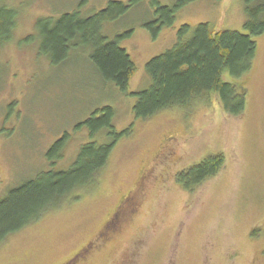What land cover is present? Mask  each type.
Returning <instances> with one entry per match:
<instances>
[{"label": "rangeland", "instance_id": "rangeland-1", "mask_svg": "<svg viewBox=\"0 0 264 264\" xmlns=\"http://www.w3.org/2000/svg\"><path fill=\"white\" fill-rule=\"evenodd\" d=\"M110 1L130 0H0L19 16L13 38L0 49V197L49 169L45 155L65 134L71 140L56 168L67 169L91 140L75 127L96 109L114 110L117 132L132 127L117 142L97 186L13 234L0 245V264H264V33L253 37L251 70L237 79L223 76L246 88L240 116L223 113L213 94L187 109L138 120L133 94L151 83L146 64L177 43L183 25L247 34L245 3L193 2L156 39L142 27L152 0L106 24L110 39L134 31L120 44L137 68L122 92L98 77L86 53L52 66L35 26L40 17L59 18L83 4L87 17ZM175 1L159 0L167 6ZM110 138L103 134L94 141ZM216 154L224 155L225 164L215 177L193 191L176 182L180 171Z\"/></svg>", "mask_w": 264, "mask_h": 264}, {"label": "trees", "instance_id": "trees-1", "mask_svg": "<svg viewBox=\"0 0 264 264\" xmlns=\"http://www.w3.org/2000/svg\"><path fill=\"white\" fill-rule=\"evenodd\" d=\"M196 1L176 0L167 6L160 4L159 0H152L151 17L142 27L156 39L163 28L173 26L178 11ZM142 2L110 1L105 9L87 17H83L80 11L84 4L59 18L40 17L35 24L41 41L40 51L55 67L63 65L76 53H86L92 69L103 82L126 92L137 68L120 44L130 39L134 31L110 39L104 29L106 24L124 18ZM244 3L247 34L217 32L214 26L206 23L194 28L189 25L180 27L177 43L146 64L151 83L148 88L133 94L137 98L134 105L136 119L148 120L166 110H184L210 99L213 94L219 97L226 115L238 117L244 113L246 88L223 79L226 72L237 79L251 70L257 52L253 37L264 33V0H244ZM18 20L17 9L0 5V49L13 38ZM114 117V110L104 106L76 125L75 129L85 131L91 140L80 146L67 169H58L56 164L64 157L71 140L69 134L57 140L47 151L45 158L49 169L6 190L0 197V245L47 213L79 201L97 186L117 142L132 131L131 127L117 132ZM103 134L110 135L111 140L104 143L94 141ZM224 164L223 154L209 156L180 171L175 177L176 182L183 189L193 191L215 177Z\"/></svg>", "mask_w": 264, "mask_h": 264}, {"label": "flooded vegetation", "instance_id": "flooded-vegetation-1", "mask_svg": "<svg viewBox=\"0 0 264 264\" xmlns=\"http://www.w3.org/2000/svg\"><path fill=\"white\" fill-rule=\"evenodd\" d=\"M83 252V251H82Z\"/></svg>", "mask_w": 264, "mask_h": 264}]
</instances>
